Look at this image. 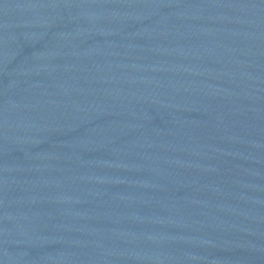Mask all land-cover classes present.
Returning <instances> with one entry per match:
<instances>
[{"label":"water","instance_id":"95a60500","mask_svg":"<svg viewBox=\"0 0 264 264\" xmlns=\"http://www.w3.org/2000/svg\"><path fill=\"white\" fill-rule=\"evenodd\" d=\"M0 264H264V0H0Z\"/></svg>","mask_w":264,"mask_h":264}]
</instances>
